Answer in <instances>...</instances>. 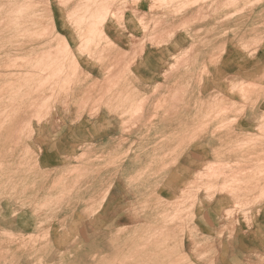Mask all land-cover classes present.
I'll return each instance as SVG.
<instances>
[{
	"label": "crops",
	"instance_id": "0c3cea01",
	"mask_svg": "<svg viewBox=\"0 0 264 264\" xmlns=\"http://www.w3.org/2000/svg\"><path fill=\"white\" fill-rule=\"evenodd\" d=\"M50 1L58 37L66 48L69 44L86 77L79 76L75 88L58 100L46 123L32 122L38 175L39 171L59 172L54 178L42 177L37 191L46 189L47 196H65L68 192L58 189L52 193L48 185L61 180L73 196L63 217L70 220L78 212L79 219H84L82 234L88 223L103 229L113 240L121 229L126 237L112 241L124 244L134 240L135 228L153 223H142L143 219L136 223L134 204L129 203L136 189L141 186L144 195H160L170 203L190 192L200 200L190 208L197 220L173 243L187 253L189 245L192 259L197 261L199 254L206 252L203 264H264V187L251 193L256 203L249 222L217 215L224 202L234 205L230 195L189 189L205 165L241 158L264 163V128L260 129L264 127V0H73L62 7L59 0ZM179 1H184L185 8ZM76 4L81 7L79 29L70 22L76 12H72V5ZM100 4L104 6L101 9ZM176 6L182 10L175 13ZM103 9L106 17L105 12L101 14ZM94 16L98 18L92 23ZM100 20L105 21L102 24ZM94 23L101 28L99 32L96 26L94 43L98 45L99 33L102 41L99 47L83 51L82 46L92 43L93 36L83 28ZM235 83L256 86L250 95L255 108L243 107L238 100L240 112H232L224 100L220 103L223 107L216 110L210 100ZM216 112L224 120L236 117L237 123L205 119ZM16 130L13 123L0 127V188L12 185L6 183L7 149L15 147L10 142ZM248 132L261 138V143L247 146ZM241 145L244 149L236 152ZM18 162L16 156L14 169ZM140 165L141 169L152 168L142 175L143 183L136 181ZM239 167L232 174L241 173ZM255 180L262 185L264 172ZM22 182L19 177L15 184ZM63 226L67 227V220ZM173 229L177 232L178 226Z\"/></svg>",
	"mask_w": 264,
	"mask_h": 264
},
{
	"label": "rangeland",
	"instance_id": "374dc122",
	"mask_svg": "<svg viewBox=\"0 0 264 264\" xmlns=\"http://www.w3.org/2000/svg\"><path fill=\"white\" fill-rule=\"evenodd\" d=\"M63 1L64 0H59L61 7L65 3ZM67 1L68 0H66V3L68 4L69 1ZM50 2V0H0V6L2 7V9L0 7V127H2L4 123H13L17 125V130L13 136L15 138L10 142V145L15 147L7 149L9 154H7L8 172L6 175V183H12V185H10L9 188H5L4 186L0 188V264H52V262L53 264H203L202 261H204L207 256L206 252L200 253L197 261L196 259H192L189 245H187V253L184 247L173 243L175 239L184 236L186 229L190 230L192 223L197 220L196 216H194V213L190 212L189 208L192 207V204L194 206L195 203H198V201L200 202V200L191 196L190 192H188V195L184 194L182 199H179L178 202L170 203L165 200L163 196L160 197V195H156V197L155 195H144L141 186L140 189H136L135 197L133 200L129 201V203L134 204L135 215L138 218H135L136 222L139 221L138 224H141L143 219L144 222L142 223H147L150 220L153 223L147 227L135 228L134 240L132 239V242L124 244L113 242L122 240L126 237V233H122L123 231L121 229L115 240H113L109 234L104 233L102 229L94 225L89 226L90 223L86 226L85 233L82 234L84 219H79L78 215L80 214L78 212H75L70 220L63 217V215L68 212L67 204L73 201V196L69 195V189L63 188L64 186H62L61 180L53 181L51 179L52 182H49L48 185L52 187V193L57 192L58 189H61L59 192H68L65 196H60L58 194L47 196L46 189H42L43 191H37V188L41 187L40 183L42 177L48 178L50 176V178H54L59 172H51V174H48L39 171L41 173L38 175V159L36 157L38 149L33 144L32 140V130L34 127L32 122L35 121V123L39 122L40 124L46 123V119L52 113L56 103L59 102L58 100L60 98H65L66 95L75 88L79 83V76L83 77V79L86 77L82 74L78 61H76L77 58L74 56L75 53L70 50L68 46L66 48V46L62 45V41L58 37L55 30ZM3 3L4 6H2ZM13 5H16L15 8ZM21 5L23 6L21 7ZM76 5L78 6V4ZM76 5H72V12L76 9ZM18 6L23 9L24 12ZM19 9L20 11L17 12L16 10ZM78 11L77 7L76 12L71 18V23L75 25L76 28H78L79 24V18H77L79 16ZM10 13H12V15ZM17 14L20 18H18ZM75 19L76 21L78 19V21L76 22ZM14 21L19 23L14 25ZM88 21L86 20L87 23ZM19 24L20 28L18 29ZM5 25H7V27H5ZM92 25L93 24L86 25L87 27L85 26L83 28V32L96 34V26L94 27V25ZM24 27L26 28L23 29ZM28 27L30 29H28ZM89 28L90 30H88ZM22 33H26L25 37H21L22 35L24 36ZM27 33H31L32 36ZM95 34L90 37L92 38V43L84 44V47L87 46L88 49L90 47L95 49L100 46V42L102 41L100 33L98 35V45L94 43V40L96 39ZM86 49L83 51L88 50ZM42 56L44 59L48 58L47 65L49 66H46L47 68L44 65L46 64V61L43 60ZM48 68L52 70V72L54 69L55 71L51 74V71ZM7 70L9 72H7ZM26 71H30V73H27ZM55 72L56 76L54 74ZM36 73L37 76H35ZM30 75L33 77V80ZM47 76H49V78ZM66 76L68 78L70 77V81ZM39 83L41 84L39 85ZM14 84L21 86H14ZM9 85L11 86L8 87ZM255 89V85L241 83L231 84L229 88L223 91V93L225 92L224 95L222 92L216 93L210 101L214 103L215 108H218L219 106L223 107V105L219 104L225 100L228 102L224 105L225 107L232 112H240L238 109L241 105L238 103V100L243 102V107L244 104H247L249 107L254 108L255 101L251 99V93H253ZM16 90H18L17 92L19 94H16ZM44 100L45 102H43ZM216 113L209 115L205 119L210 121H220L224 124L231 125L237 123L236 117H233L230 120H224L222 115H219L218 112ZM28 121L29 123L27 124ZM262 121L264 125V116L262 117ZM262 128L264 127H260V129ZM247 136V146L253 147L256 144L261 143V138H256L254 133L248 132ZM241 146L242 147L240 148H236V152L244 149L245 146ZM16 156L21 163L18 162L16 165L17 169H14V158ZM11 157H13V160H11ZM238 162H241L242 164ZM238 162L222 164L217 167L216 165H213L214 169L217 171L210 170L213 167L211 166L212 168H209L205 165L202 172L199 173L198 180L192 184L189 189L205 191L210 195L216 192H223L224 194L230 195V197L235 199L234 202H231V204L234 205L230 206L228 202H224L221 207L217 208V215L220 214L227 219H235L239 221L244 219V221L249 222L253 219V207L256 203L255 197L251 195V193L254 192L258 186L264 187V183L260 185V182L258 183L254 177L260 176L261 173L264 172V166H261V162H257L255 158H241ZM238 166L242 168L241 173L232 174L233 172H236L233 168ZM11 167L12 170H10ZM141 168L142 165H140V172L137 174L139 179L136 181L143 183L141 178L142 175L152 172V168L150 167L146 170ZM209 171H213L214 173L211 172L213 174H210L208 173ZM244 176L248 177L249 181L247 179H240ZM19 177L23 178V182L16 185L15 181L16 179L18 180ZM32 179H35V186L32 184ZM229 180H231L230 183H228ZM224 182L226 183L225 186ZM234 188L236 190H229ZM40 192L43 193L39 194ZM159 192L160 191H158V193ZM81 202L84 204L86 200L83 199ZM124 203H127L126 199H124ZM65 220H67V227L63 226ZM7 221L9 222L7 223ZM28 222L31 223L30 227L27 226ZM175 226H178L177 232L173 229ZM201 230L202 229H200V231ZM77 234L78 237H76ZM87 236L89 237L87 238ZM201 243L200 249L202 247ZM161 244L164 247H160ZM204 245H206V243H204ZM87 248H89V250ZM172 248L174 249L172 250ZM37 253L40 254L39 256L41 257H39ZM12 257L15 259H12Z\"/></svg>",
	"mask_w": 264,
	"mask_h": 264
},
{
	"label": "bare ground",
	"instance_id": "6f19581e",
	"mask_svg": "<svg viewBox=\"0 0 264 264\" xmlns=\"http://www.w3.org/2000/svg\"><path fill=\"white\" fill-rule=\"evenodd\" d=\"M68 1H70V0H68ZM68 1H67V2H68ZM87 1H88V0H87ZM91 1H92V0H91ZM95 1H96V0H95ZM95 1H94V2H95ZM103 1H104V0H103ZM110 1H111V0H110ZM126 1H127V0H126ZM134 1H135V0H134ZM196 1H197V0H196ZM198 1H199V0H198ZM16 2H17V1H16ZM20 2H21V1H20ZM63 2H66V0H64ZM89 2H90V1H89ZM89 2H88V4H89ZM99 2H100V1H99ZM107 2H108V1H107ZM173 2H174V0H173ZM179 2H181V1H179ZM182 2L184 3V1H182ZM182 2H181V3H182ZM191 2H192V0H190V3H191ZM12 3H13V1H12ZM28 3H29V2H28ZM100 3H101V2H100ZM104 3H105V2H104ZM183 3H182V5H183ZM187 3H188V2H187ZM187 3H186V4H187ZM193 3H194V2H193ZM17 4H18V2H17ZM21 4H22V3H21ZM23 4H24V2H23ZM88 4H86V2H85V5H88ZM94 4H95V3H94ZM98 4H99V3H98ZM125 4H126V3H125ZM171 4H172V3H171ZM250 4H252V3H250ZM91 5H92V3H91ZM95 5H96V4H95ZM100 5H101V4H100ZM107 5H108V4H107ZM109 5H110V2H109ZM136 5H137V3H136ZM178 5H179V4H178ZM184 5H185V4H184ZM184 5L182 6V8L184 7ZM188 5H189V4H187V6H188ZM191 5H192V4H191ZM2 6H4V3H3ZM5 6H6V4H5ZM13 6H14V5H13ZM15 6H16V5H15ZM15 6H14V8H15ZM19 6H20V5H19ZM19 6H18V7H19ZM22 6H23V5H21V7H22ZM26 6H27V5H26ZM88 6H89L88 8L91 7L90 4H89ZM92 6H93V5H92ZM102 6H103V5L100 6V9L102 8ZM234 6H235V5H234ZM0 7H1V6H0ZM8 7H9V6H8ZM78 7H79V6H78ZM83 7H84V6H83ZM103 7H104V6H103ZM149 7H150V6H149ZM152 7H153V6H152ZM173 7H174V6H173ZM176 7H177V8H176V11H174L175 13H177V9L181 8V6H179V8H178V6H176ZM12 8H13V7H12ZM14 8H13V9H14ZM19 8H20V7H19ZM23 8H24V7H23ZM27 8H28V7H27ZM80 8H81V7H80ZM80 8H79L78 10H80ZM88 8H87V9H88ZM105 8H106V7H105ZM107 8H108V7H107ZM107 8H106V9H107ZM182 8H181V10H182ZM184 8H185V7H184ZM261 8H262V7H261ZM1 9H2V7H1ZM1 9H0V10H1ZM16 9H17V8H16ZM20 9H21V8H20ZM20 9H19V10H16V11L18 12V11H20ZM76 9H77V5H76ZM76 9H75L74 11H76ZM90 9H91V8H90ZM94 9H95V11H96V8H94ZM98 9H99V8H98ZM106 9H105V10H106ZM9 10H11V9H9ZM21 10H23V9H21ZM103 10H104V9H103ZM105 10H104L103 12L99 10V12H102L101 14H103V13L105 12ZM107 10H108V9H107ZM107 10H106V11H107ZM110 10H111V9H110ZM179 10H180V9H179ZM179 10H178V11H179ZM224 10H225V9H224ZM14 11H15V10H14ZM81 11H84V8H82ZM88 11L90 12V10H88ZM93 11H94V10H93ZM97 11H98V10H97ZM240 11H241V10H240ZM240 11H239V12H240ZM7 12H8V10H7ZM10 12H11V11H10ZM12 12H13V11H12ZM17 12H16V13H17ZM23 12H24V10H23ZM25 12H26V11H25ZM85 12H86V14L88 13L87 11H85ZM108 12H109V11H108ZM21 13H22V12H21ZM21 13H20V14H21ZM106 13H107V12H105V16H104V17H106ZM234 13H235V12H234ZM6 14H8V13H6ZM10 14L12 15V13H10ZM13 14H14V12H13ZM86 14H85V16H86ZM88 14L90 15L91 13H88ZM93 14H95V13L93 12L91 15H93ZM97 14H98V12H97ZM101 14H100V16H101ZM29 15H30V14H29ZM29 15H28V17H29ZM91 15H90V16H91ZM95 15H96V14H95ZM233 15H234V14H233ZM14 16H15V15H14ZM17 16H18V18H20L18 14H17ZM17 16H16V17H17ZM24 16H25V15H24ZM32 16H33V13H32ZM34 16H35V15H34ZM90 16H89L88 18H91ZM98 16H99V15H98ZM100 16H99V17H100ZM107 16H108V14H107ZM231 16H232V15H231ZM8 17H10V16H8ZM12 17H13V16H12ZM21 17H22V15H21ZM68 17H69V16H68ZM75 17H76V16H75ZM75 17H73V18H75ZM86 17H87V16H86ZM94 17H95V16H94ZM101 17H102V16H101ZM101 17H100V18H101ZM10 18H11V17H10ZM26 18H27V17H26ZM31 18H32V17H31ZM77 18H79V16H78ZM88 18H86L87 21L90 20V19H88ZM96 18H98V17H95V19H96ZM102 18H103V17H102ZM37 19H38V18H37ZM92 19H94V18L92 17ZM95 19L92 21V23L95 22V21H97V19H96V20H95ZM104 19H105V18H104ZM140 19H141V18H140ZM206 19H207V18H206ZM1 20H2V18H1ZM6 20H8V19H6ZM6 20H5V21H6ZM14 20H15V19H14ZM16 20H17V18H16ZM81 20H82V19H81ZM105 20H107V18H106ZM105 20H102V21L100 20V22L103 24V21H105ZM19 21H20V20H19ZM27 21H28V20H27ZM75 21H76V19H75ZM77 21H78V19H77ZM77 21H76V22H77ZM191 21H192V20H191ZM195 21H196V20H195ZM201 21H202V20H201ZM10 22H11V21H10ZM14 22H15V23H13L14 25H15L16 23H19V22H17V21H14ZM29 22H30V21H29ZM70 22H71V21H70ZM79 22H80V20H79ZM119 22H120V21H119ZM7 23H8V22H7ZM11 23H12V22H11ZM88 23H89V21H88ZM90 23H91V22H90ZM101 23H100V24H101ZM0 24H1V23H0ZM31 24H32V22H31ZM95 24H96V23L93 24L94 27L97 26V24H96V25H95ZM98 24H99V21H98ZM185 24H186V23H185ZM81 25H82V24H81ZM84 25H85V24H84ZM93 25H92V26H93ZM19 26H20V24L18 25V29L20 28ZM32 26H34V25H32ZM182 26H183V24H182ZM182 26H181V27H182ZM5 27H7V25H5ZM16 27H17V26H16ZM29 27H30V26H29ZM29 27H28V29H30ZM86 27H87V26H86ZM154 27H155V26H154ZM25 28H26V27H24L23 29H25ZM3 29H4V28H3ZM9 29H10V28H9ZM18 29H16V30H18ZM97 29H98V26H97ZM100 29H101V28H100ZM100 29H98L99 32H101ZM5 30H6V28H5ZM11 30H12V29H11ZM31 30H32V29H31ZM88 30H90V28H89ZM20 31H21V30H20ZM23 31H24V30H23ZM29 31H30V30H29ZM102 31H103L102 34H104L105 32H104L103 28H102ZM27 32H28V30H27ZM30 32H31V31H30ZM17 33H18V32H17ZM20 33H21V32H20ZM20 33H19V34H20ZM32 33H33V32H32ZM13 34H14V33H13ZM22 34H24V36L22 35L21 37H25L26 33H22ZM27 34H30V35H31V33H27ZM85 34H86V33H85ZM20 35H21V34H20ZM60 35H61V34H60ZM83 35H84V34H83ZM90 35H91V34H90ZM31 36H32V35H31ZM62 36H63V35H62ZM79 36H80V34H79ZM86 36L89 37V35H88V34L85 35V38H84L85 40L87 39ZM153 36H154V35H153ZM237 36H238V34H237ZM4 37H6V36H4ZM107 37H108V36H107ZM228 37H229V36H228ZM17 38H18V37H17ZM63 38H64V37H63ZM81 38L83 39V36H82ZM174 38H175V37H174ZM82 39H80V40H82ZM89 39H90V38H89ZM64 40L67 41L66 38H65ZM85 40H84V42H85ZM87 40H88V39H87ZM154 40H155V39H154ZM82 41H83V40H82ZM90 41H91V40H90ZM90 41H89V42H90ZM192 41H193V40H192ZM233 41H234V40H233ZM20 42H21V41H20ZM20 42H18V43H20ZM86 42H87V41H86ZM234 42H235V41H234ZM10 43H11V41H10ZM14 43H17V42H14ZM79 43H82V42H79ZM66 44H67V43H66ZM82 44H83V43H82ZM43 45H44V44H43ZM79 45H80V44H79ZM89 45H90V44H89ZM154 45H155V44H154ZM5 46H6V45H5ZM68 46H69V44H68ZM156 46H157V45H156ZM82 47H83V48H82L83 50H85V49L87 48V46H86V47L82 46ZM1 48H2V47H1ZM87 49H88V48H87ZM87 49H86V50H87ZM221 49H222V48H221ZM89 50H90V48H89L87 51H89ZM16 51H17V50H16ZM19 51H20V50H19ZM81 52H83V51L81 50ZM249 53H250V52H249ZM176 54H177V53H176ZM243 54H244V53H243ZM183 55H184V54H183ZM45 56H46V55H45ZM74 56H75V55H74ZM18 57H19V56H18ZM42 57H43V56H42ZM75 57H76V56H75ZM1 58H2V57H1ZM15 58H16V57H15ZM25 58H27V57H25ZM40 58H41V57H40ZM11 59H12V57H11ZM37 59H38V57H37ZM80 59H81V58H80ZM178 59H179V58H178ZM178 59H177V60H178ZM255 59H256V58H255ZM255 59H254V60H255ZM259 59H260V58H259ZM0 60H1V59H0ZM18 60H19V59H18ZM43 60L46 61V64H44L45 67H46V66H49V65H47V60H48V58H47V59H44V57H43ZM43 60H41V61H43ZM101 60H102V59H101ZM30 61H31V60H30ZM37 61H38V60H37ZM37 61H36V62H37ZM41 61H39V62H41ZM45 61H44V62H45ZM76 61H77V60H76ZM257 61H258V60H257ZM12 62H14V61H12ZM48 62H49V61H48ZM231 62H232V61H231ZM258 62H259V61H258ZM31 63H32V62H31ZM31 63H30V64H31ZM223 63H224V62H223ZM244 63H245V62H244ZM4 64H5V63H4ZM8 64H9V62H8ZM12 64H14V63H12ZM38 64H39V63H38ZM221 64H222V63H221ZM235 64H236V63H235ZM10 65H11V63H10ZM14 65H16V64H14ZM35 65H37V64H35ZM233 65H234V64H233ZM6 66H7V64H6ZM31 66H32V65H31ZM239 66H241V65H239ZM4 67H5V66H4ZM32 67H33V66H32ZM38 67H39V66H38ZM246 67H247V66H246ZM263 67H264V66H262V68H263ZM46 68H47V67H46ZM49 68H50V67H49ZM49 68H48V69H49ZM50 69H51V68H50ZM50 69H49V70H50ZM240 69H242V67H241ZM263 69H264V68H263ZM49 70H48V71H49ZM235 70H236V69H235ZM246 70H247V69H246ZM50 71H51V74H52V73L55 71V69L53 70V72H52V70H50ZM50 71H49V72H50ZM5 72H6V71H5ZM5 72H3V73H5ZM7 72H9V71L7 70ZM11 72L14 73L13 71H11ZM11 72H10V73H11ZM26 72H27V71H26ZM49 72H48V73H49ZM56 72H57V70H56ZM56 72L54 73L55 76H56ZM60 72H61V71H60ZM225 72H226V70H225ZM225 72H224V73H225ZM227 72H228V71H227ZM24 73H25V72H24ZM27 73H30V71L27 72ZM6 74H7V73H6ZM33 74H34V73H33ZM51 74H50V77H51ZM65 74H66V73H65ZM216 74H217V73H216ZM253 74H254V73H253ZM1 75H2V74H1ZM17 75H18V74H17ZM31 75H32V74H31ZM31 75H30V76H31ZM143 75H144V73H143ZM15 76H16V75H15ZM30 76H29V77H30ZM33 76H34V75H33ZM35 76H37V73H36ZM68 76H69V75H68ZM263 76H264V75H263ZM47 77L49 78V76H47ZM66 77H67V76H66ZM213 77H214V76H213ZM216 77H217V76H216ZM225 77H226V75H225ZM236 77H237V76H236ZM27 78H28V77H27ZM31 78H32V80H33V77H32V76H31ZM48 78H47V79H48ZM64 78H65V77H64ZM67 78H68V77H67ZM69 78H70V77H69ZM69 78H68V80L70 81ZM220 78H221V77H220ZM20 79H21V78H20ZM22 79H24V78H22ZM71 79H72V78H71ZM207 79H208V78H207ZM215 79H216V78H215ZM26 80H27V79H26ZM43 80H44V78H43ZM109 80H110V79H109ZM260 80H261V79H260ZM1 81H2V80H1ZM13 81H14V80H13ZM35 81H36V80H35ZM166 81H167V80H166ZM226 81H227V79H226ZM16 82H17V81H16ZM26 82H27V81H26ZM7 83H8V82H7ZM11 83H12V82H11ZM41 83H43V82H41ZM41 83H39V85H40ZM44 83H45V82H44ZM56 83H57V82H56ZM210 83H211V82H210ZM58 84H59V83H58ZM60 84H61V83H60ZM85 84H86V83H85ZM207 84H208V83H207ZM11 85H12V84H11ZM11 85H9L8 87H10ZM25 85H26V84H25ZM39 85H38V86H39ZM42 85H43V84H42ZM64 85H65V84H64ZM114 85H115V84H114ZM209 85H210V84H209ZM12 86H13V85H12ZM14 86H21V85H17V84L15 85V84H14ZM29 86H30V85H29ZM45 86H46V85H45ZM4 87H5V86H4ZM8 87H7V88H8ZM41 87H43V86H41ZM59 87H60V86H59ZM213 87H214V86H213ZM2 88H3V87H2ZM5 88H6V87H5ZM19 88H21V87H19ZM19 88H18V90H19ZM36 88H37V87H36ZM49 88H50V87H49ZM60 88H61V87H60ZM205 88H206V87H205ZM12 89H13V88H12ZM37 89H38V88H37ZM52 89H53V88H52ZM63 89H64V88H63ZM152 89H153V88H152ZM1 90H2V89H1ZM18 90H16V94L18 93V92H17ZM34 90H35V89H34ZM55 90H56V89H55ZM19 91H20V90H19ZM53 91H54V90H53ZM61 91H62V89H61ZM9 92H10V91H9ZM26 92H28V91H26ZM64 92H65V91H64ZM18 94H19V93H18ZM52 94H53V93H52ZM25 95H26V94H25ZM17 96H18V95H17ZM126 96H127V95H126ZM18 97H19V96H18ZM9 98H10V97H9ZM9 98H8V99H9ZM11 98H12V97H11ZM124 98H126V97H124ZM133 98H134V97H133ZM49 99H50V98H49ZM13 100H14V99H13ZM33 100H34V99H33ZM45 100H46V99H45ZM45 100H44L43 102H45ZM130 100H131V99H130ZM122 101H123V100H122ZM133 101H134V100H133ZM195 101H196V100H195ZM43 102H42V103H43ZM46 102H47V101H46ZM135 102H136V100H135ZM10 103H11V102H10ZM131 104H132V103H131ZM196 104H197V103H196ZM196 104H195V106H196ZM210 104H211V103H210ZM210 104H209V105H210ZM70 105H71V104H70ZM132 105H133V104H132ZM219 105H220V104H219ZM32 106H33V105H32ZM126 106H127V105H126ZM134 106H135V105H134ZM141 106H142V105H141ZM213 106H214V104H213ZM217 106H218V105H217ZM123 107H124V105H123ZM214 107H215V106H214ZM256 107H257V105H256ZM141 108H142V107H141ZM188 108H189V107H188ZM254 108H255V107H254ZM64 109H65V108H64ZM138 109H140V108L138 107ZM207 109H208V108H207ZM223 109H226V108H223ZM256 109H257V108H256ZM210 110H211V109H210ZM212 110H213V109H212ZM216 110H217V108H216ZM263 110H264V109H263ZM41 111H42V110H41ZM140 111H141V110H140ZM140 111H139V112H140ZM221 111H222V110H220V112H221ZM3 112H4V111H3ZM133 112H134V110H133ZM213 112H214V111H213ZM250 112H251V111H250ZM256 112H257V111H256ZM15 113H16V112H15ZM251 113H252V112H251ZM253 113H255V112H253ZM2 114H3V113H2ZM135 114H136V113H135ZM216 114H217V113H216ZM222 114H223V113H222ZM225 114H226V113H225ZM8 115H9V114H8ZM220 115H221V114H220ZM244 115H245V114H244ZM132 116H133V115H132ZM224 116H225V115H224ZM235 116H236V115H235ZM247 116H248V115H247ZM183 117H184V115H183ZM183 117H182V118H183ZM239 117H240V116H239ZM5 119H6V118H5ZM5 119H3V120H5ZM247 119H248V118H247ZM242 120H243V119H242ZM248 120H250V119H248ZM165 121H166V120H165ZM176 121H177V120H176ZM167 122H168V121H167ZM172 122H173V121H172ZM172 122H171V123H172ZM28 123H29V121L27 122V124H28ZM163 123H164V122H163ZM175 123H176V122H175ZM174 125H175V124H174ZM26 126H27V125H26ZM163 126H164V124H163ZM166 126H167V125H166ZM170 128H172V127H170ZM197 129H198V128H197ZM206 130H207V129H206ZM238 130H239V129H238ZM201 133H203V132H201ZM244 136H245V135H244ZM263 136H264V135H263ZM164 137H165V136H164ZM182 137H183V136H182ZM186 137H187V136H186ZM251 137H252V136H251ZM159 138H161V137H159ZM179 140H180V139H179ZM246 140H247V139H246ZM17 141H18V140H17ZM17 141H16V142H17ZM18 142H19V141H18ZM37 142H38V141H37ZM247 142H248V141H247ZM42 151H43V150H42ZM136 153H137V152H136ZM258 155H260V154H258ZM214 159H215V158H214ZM262 159L264 160V158H262ZM259 160H260V159H259ZM0 162H1V161H0ZM261 162H262V161H261ZM22 164H23V163H22ZM1 165H2V163H1ZM3 165H4V164H3ZM214 165H215V164H214ZM255 165H256V164H255ZM217 166H219V165H217ZM217 166H216V167H217ZM261 166H264V163H261ZM42 167H43V166H42ZM208 167H209V168H212V167H213V168L210 169V170L217 171V170L214 169V166H212V167L208 166ZM230 167H231V166H230ZM209 168H208V169H209ZM239 168H240V167H239ZM216 169H218V168H216ZM233 169H236V168H233ZM224 170H225V169H224ZM239 171H241V170L239 169ZM201 172H202V171H201ZM211 172H213V171H209L208 173H210V174H213V173H214V172H213V173H211ZM218 172H219V170H218ZM223 172H224V171H223ZM255 173H256V172H255ZM260 173H261V172H260ZM201 174H202V173H201ZM220 174H221V171H220ZM226 174H227V173H226ZM258 174H259V173H258ZM117 175H118V174H117ZM207 175H209V174H207ZM207 175H206V176H207ZM61 176H62V175H61ZM204 176H205V174H204ZM116 177H117V176H116ZM210 177H211V176H210ZM230 177H233V176H230ZM234 177H235V176H234ZM233 179H235V178H233ZM236 179H237V177H236ZM248 179H249V178H247V180H248ZM254 179H255V177H254ZM225 180H226V179H225ZM238 180H240V179H238ZM230 181H231V180H229V182H228V181H227V182L230 183ZM240 181H241V180H240ZM248 181H249V180H248ZM225 182H226V181H225ZM225 182H224V186H225V184H226ZM236 182H239V181H236ZM258 182H260V181H258ZM228 183H227V186H228ZM231 183H232V182H231ZM233 183H234V182H233ZM148 184H149V183H148ZM221 184H222V183H221ZM221 184H220V185H221ZM144 186H145V185H144ZM231 186H232V185H231ZM229 187H230V185H229ZM258 187H259V186H258ZM221 189H222V188H221ZM64 193H65V192H64ZM263 193H264V192H262V194H263ZM6 196H7V195H6ZM257 197H260V196H257ZM4 199H5V198H4ZM258 199H259V198H258ZM10 200H11V199H10ZM115 202H116V201H115ZM150 202H151V201H150ZM150 202H149V203H150ZM0 205H1V204H0ZM1 207H2V206H1ZM2 209H3V208H2ZM24 209H25V208H24ZM106 209H107V208H106ZM106 209H105V210H106ZM123 209H124V208H123ZM125 209L127 210V208H125ZM189 209H190V208H189ZM3 210H4V209H3ZM22 211H23V210H22ZM106 211H107V210H106ZM106 211H104V212H106ZM25 212H26V211H25ZM79 212H80V211H79ZM110 212H111V211H110ZM122 212H123V211H122ZM11 213H12V212H11ZM26 213H27V212H26ZM124 213H125V212H124ZM103 214H104V213H103ZM172 214H173V213H172ZM174 214H175V213H174ZM6 215H7V214H6ZM127 215H128V210H127ZM127 215H126V216H127ZM160 215H161V214H160ZM177 215H178V214H177ZM14 216H15V214H14ZM84 216H85V215H84ZM98 216H100V215H98ZM186 216H187V214H186ZM18 217H19V216H18ZM21 218H22V217H21ZM7 219H8V218H7ZM137 219H138V218H137ZM144 219H145V217H144ZM16 220H17V219H16ZM16 220H15V221H16ZM26 220H27V219H26ZM106 220H107V219H106ZM139 220H140V218H139ZM12 221H13V220H12ZM17 221H18V220H17ZM36 221H38V220H36ZM83 221H84V220H83ZM117 221H118V219H117ZM142 221H143V220H142ZM8 222H9V221H7V223H8ZM18 222H19V221H18ZM22 222H23V221H22ZM26 222H27V221H26ZM120 222H121V221H120ZM23 223H24V222H23ZM117 223H118V222H117ZM136 223H137V222H136ZM35 224H36V223H35ZM118 224H119V223H118ZM120 224H122V223H120ZM125 224H126V223H125ZM17 225H18V224H17ZM27 226L30 227V226H31V223L28 222V223H27ZM36 226H37V225H36ZM36 226H35V227H36ZM123 226H125V225H123ZM20 227H21V226H20ZM23 227H24V226H23ZM114 227H115V226H114ZM60 228H61V227H60ZM60 228H59V230H60ZM121 228H122V227H121ZM4 229H5V228H4ZM6 229H7V228H6ZM61 229H62V228H61ZM163 229H164V228H163ZM102 230H103V229H102ZM10 231H11V230H10ZM10 231H9V232H10ZM25 231H26V229H25ZM64 231H65V230H64ZM90 231H91V230H90ZM107 231H108V230H107ZM147 231H148V230H147ZM12 232H14V231H12ZM83 232H84V231H83ZM124 232H125V231H124ZM104 233H105V231H104ZM63 234H64V233H63ZM9 235H10V234H9ZM66 235H67V234H66ZM155 235H156V234H155ZM12 236H13V235H12ZM14 236H15V235H14ZM70 236H71V235H70ZM80 236H81V234H80ZM76 237H78V234H77ZM88 237H89V236H87V238H88ZM79 238H80V237H79ZM150 238H152V237H150ZM155 238H156V237H155ZM3 241H4V240H3ZM63 241H64V240H63ZM73 241H74V240H73ZM64 242H65V241H64ZM151 242H152V241H151ZM33 243H34V242H33ZM95 243H96V242H95ZM28 244H29V243H28ZM36 244H37V242H36ZM33 246H34V245H33ZM82 247H83V246H82ZM99 247H100V245H99ZM160 247H164V246H162V244H161ZM97 248H98V247H97ZM142 248H143V246H142ZM48 249H49V248H48ZM71 249H72V248H71ZM87 249L89 250V248H87ZM93 249H94V248H93ZM157 249H158V248H157ZM157 249H156V250H157ZM161 249H162V248H161ZM168 249H169V248H168ZM170 249H171V247H170ZM173 249H174V248H172V250H173ZM176 249H177V248H176ZM42 250H43V249H42ZM42 250H41V251H42ZM38 251H39V250H38ZM38 251H37V252H38ZM58 251H59V250H58ZM163 251H164V250H163ZM43 252H44V251H43ZM46 252H47V250H46ZM56 252H57V249H56ZM165 252H166V251H165ZM80 253H81V252H80ZM92 253H93V252H92ZM35 254H36V253H35ZM37 254H38V253H37ZM162 254H163V253H162ZM20 255H21V254H20ZM39 255H40V254H38V256H39ZM89 255H90V253H89ZM73 256H75V255H73ZM93 256H94V254H93ZM164 256H165V255H164ZM19 257H20V256H19ZM19 257H18V258H19ZM39 257H41V256H39ZM42 257H43V256H42ZM84 257H85V256H84ZM94 257H95V256H94ZM79 258H80V257H79ZM82 258H83V257H82ZM82 258H81V259H82ZM10 259H11V258H10ZM10 259H9V260H10ZM12 259H15V258L12 257ZM71 259H72V257H71ZM98 259H99V258H98ZM60 260H61V259H60ZM11 261H12V260H11ZM54 261H55V260H54ZM3 262H4V261H3ZM6 262H7V261H6ZM46 262H47V261H46ZM58 262H59V261H58ZM61 262H62V261H61ZM61 262H60V263H61ZM99 262H100V261H99ZM4 263H5V262H4ZM10 263H12V262H10ZM14 263H15V262H14ZM62 263H63V262H62ZM120 263H121V262H120ZM12 264H13V263H12ZM16 264H17V263H16ZM49 264H51V263H49ZM52 264H53V262H52ZM75 264H76V263H75ZM96 264H97V263H96ZM98 264H99V263H98Z\"/></svg>",
	"mask_w": 264,
	"mask_h": 264
}]
</instances>
